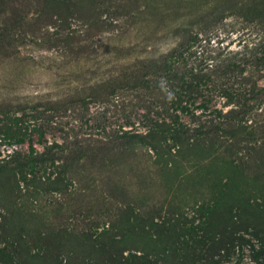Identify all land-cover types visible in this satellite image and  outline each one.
<instances>
[{"label":"trees","instance_id":"trees-1","mask_svg":"<svg viewBox=\"0 0 264 264\" xmlns=\"http://www.w3.org/2000/svg\"><path fill=\"white\" fill-rule=\"evenodd\" d=\"M44 1L70 11L63 21L74 18L81 28L97 23L93 15L85 20L74 16V11L89 9L74 0ZM249 4L263 6L257 12L250 9L242 18L254 28H264L260 26L264 24V3L252 0ZM212 18L209 25L217 21ZM66 27L63 22L62 28ZM205 29H186L157 59L143 66L132 63L119 70L116 83L97 84L90 90V96H96L103 87L111 93L122 88L138 103L136 128L121 126L112 132L111 147L92 150L89 156L96 158L95 167L111 171L128 154L144 153L158 172L167 175L174 194L187 183L198 188L192 206L185 207L191 217L179 203H169L165 211L160 207L144 212L118 200L115 209L96 222L81 210L75 215L77 209L65 204L68 217L75 220L63 222L59 206L43 198L49 192L59 196L79 192L83 169L87 171L82 167L84 157L78 154L81 148L67 149L53 142L34 153L31 147L28 154L16 151L0 160V178L8 185L10 198L19 197L20 202L3 206L11 210L8 216L0 213V264H24L22 253H30L21 250L26 243L23 234L29 235L31 223L33 232L43 233L38 234L46 242L43 248L77 245L76 250L33 253L48 256L51 252L52 264H225L245 250L252 251L254 261L264 264V222L257 202H264V180L253 174L257 163L248 152L264 143V129L259 127L264 122L259 113L264 110V82L258 85L259 79L264 81V46L252 51L246 48L241 57L233 51L211 56L214 49L220 50L219 43L213 49L207 47L217 28ZM202 42L204 50L199 52ZM135 66L139 68L127 71ZM218 100L221 106H217ZM202 116L212 127L202 130L206 123L196 122ZM25 121L24 114L17 117L0 109V137L9 143L23 142ZM231 140L235 142L232 146ZM229 146L231 154L223 158L221 154H226ZM106 182L117 193L123 188L121 181L109 178ZM203 186L208 193L200 194ZM254 191L256 194H251ZM244 200L250 213L230 218L231 204ZM41 201L44 208L38 205ZM218 212H223L222 218Z\"/></svg>","mask_w":264,"mask_h":264},{"label":"rangeland","instance_id":"rangeland-1","mask_svg":"<svg viewBox=\"0 0 264 264\" xmlns=\"http://www.w3.org/2000/svg\"><path fill=\"white\" fill-rule=\"evenodd\" d=\"M74 1L78 6L89 7L81 12L74 11V16L85 20L93 15L97 23L81 28L74 18L63 21L70 11L63 10L61 5L45 4L44 0H0V109H8L17 117L24 114L26 120L23 142L9 143L0 137V160L16 151L28 154L31 147L34 153L41 152L53 142L61 143L67 149L81 148L78 154L84 157L82 167L87 171L83 169L79 192L67 191L61 196L49 192L43 198L59 206L61 220L69 224L75 219L68 217L70 212L65 209L66 205L69 209H77L75 215L81 210L87 219L96 222V218L110 214L118 200L132 203L144 212L160 207L165 211L170 207L169 203H179L185 215L191 217L185 207L192 206L198 188L187 183L174 194V189L166 182L167 175L158 172L144 153L128 154L111 171L95 167L96 158L89 156L92 150L106 151L111 147L114 143L112 132L121 126L136 128L138 103L122 88L111 93L108 87H103L96 96H90V90L97 84L116 83L119 70H125L132 63L143 66L141 64L157 59L189 28L196 31L204 30L205 25L209 26L205 30L217 28L211 33L212 39L207 47L210 50L219 43L220 50L214 49L211 56L233 51L239 52L241 57L246 48V51L248 48L250 51L254 47L258 49L264 46V28H254L242 15L250 9L257 12L263 5L253 6L249 4L252 0ZM259 1L264 3V0ZM220 16L223 17L221 20ZM212 17L217 21L209 25L207 22L214 19ZM63 22L68 27L62 28ZM260 26L264 27V24ZM204 44L202 42L198 47L199 52L204 50ZM138 68L135 66L127 71ZM263 82L259 79L258 85ZM220 102L218 100L217 106H221ZM259 113L264 116V110ZM207 119L202 116L196 121L206 123L202 130L209 129L211 122ZM260 124L263 130L264 122ZM230 143L231 146L235 144L233 140ZM231 146L225 150L226 154H221L223 158L231 154ZM235 146L239 148L238 144ZM248 152L257 163L253 174L264 180V143L254 145ZM89 178L93 179L92 182ZM109 178L121 181L123 190L119 193L112 191L106 182ZM93 182L95 184L91 185ZM7 186L0 178V213L8 216L11 210H4L3 206H16L20 202L19 197L10 198ZM206 189V186L200 188V194L208 193ZM257 202L264 222V202ZM38 205L44 208L45 202ZM231 206L230 218H242L243 214L250 213L245 200L236 201ZM217 216L222 218L223 212H218ZM54 222L60 224L57 219ZM28 230L31 232L23 234L26 243L21 246V250L30 253H22L24 264H52L51 252L48 256L33 255L36 250H55L56 253L57 250L77 249V245L66 242L63 247L43 248L46 242L42 235L38 237L43 233L33 232L36 230L32 223ZM259 263L254 261L252 251L245 250L225 264Z\"/></svg>","mask_w":264,"mask_h":264}]
</instances>
